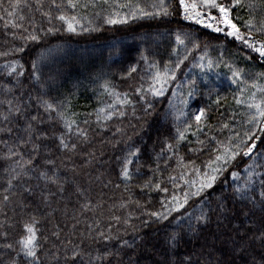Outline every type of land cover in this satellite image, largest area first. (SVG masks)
<instances>
[{
    "label": "trees",
    "instance_id": "obj_1",
    "mask_svg": "<svg viewBox=\"0 0 264 264\" xmlns=\"http://www.w3.org/2000/svg\"><path fill=\"white\" fill-rule=\"evenodd\" d=\"M85 2L91 0H81L82 4ZM125 2L119 0V3ZM223 2L229 3V0ZM16 3L17 0H0V53H9L0 55V65L13 60L24 64V75L19 81L15 74L7 76L0 71V101L11 100L13 109L20 108L19 113L13 110L10 114L8 105L0 103V130H11L0 131V193L6 187L7 168L29 158L33 163L26 165V175L13 181L15 195L0 209V225H3L0 231L8 232V242H14L22 223L35 216L39 221L42 256L48 253L45 264H64V249H71L75 244L93 256L97 255L96 249L100 253L110 251L112 255L107 256L104 264H264V209L258 201L253 204L234 195V188L244 183L247 176L244 169L252 159L264 165V158L256 156L257 152L264 151V133L247 123L246 107L234 101V95L246 99L250 91H255L250 88L251 78L264 73V57L244 42L227 36L228 28L222 25L224 31L215 32L188 21L178 0H131L146 11L158 14L135 20L129 16L124 24H108L106 19L110 15L117 18L116 12L125 16L128 8L109 7L102 0H94L92 6L69 10L80 21L75 32H69L67 25L59 20L48 22L44 12L51 10L53 16L57 15L55 8L50 9V0H42V7L37 0H20L19 8L10 7ZM250 4L255 7H249ZM162 8H167L170 14L164 15ZM5 10L16 15L8 17ZM199 10L219 15L216 9L201 6ZM19 16L24 20H19ZM231 17L246 39L257 45L264 43V33L256 30L264 22L261 0H243L241 7L232 9ZM10 19L23 28L12 29L11 25L5 28V21ZM250 19L256 25L251 31L245 26ZM49 27L58 31L47 33ZM23 29L29 32L35 29L41 39L29 42L24 53H14L11 50L24 43L18 38L27 34ZM177 36L185 39V44H180ZM150 37L157 41L150 43ZM186 37L193 43H188ZM41 54L37 81L32 76L31 63ZM142 55L147 59H141ZM180 60L183 63L175 70L176 79L168 80L163 95H152L148 89L154 83L155 73L158 70L163 73L166 67L173 69ZM208 60L214 62L211 70L198 67L200 63L206 65ZM226 65L243 70L248 85L233 83L232 71ZM130 66H136L137 71L128 77ZM192 80L196 81L197 90L189 96ZM105 82L109 91L102 87ZM259 83L264 84V79ZM140 86L144 92L138 95L135 89ZM5 88L12 91L6 93ZM240 88L245 89L243 94ZM113 91L120 94L121 100L124 93L128 94L135 105V114L132 105L120 104ZM218 95L224 98L219 106L214 102ZM43 101L54 105L65 102L66 113L77 114L71 118L87 131L88 139L78 137L73 131L66 139L69 147L60 146L57 137L65 131L63 122L55 112L50 118ZM146 102L152 108H147ZM109 105L115 107L109 108ZM101 108L105 113H101L98 121L97 110ZM201 108L207 112L206 126L197 132L194 114ZM121 110L125 116L103 119L107 112ZM5 115L8 120H4ZM33 116L38 120L33 121ZM186 120L194 125L186 132L187 139L179 143L175 154L165 148L158 160L160 167L154 179L169 191H141L139 185L152 175L149 169L156 168L164 141L174 143L172 138L177 127L183 130ZM29 124L31 130H26ZM225 124L228 127H223ZM117 128L122 132H117ZM246 133L259 137L250 141L257 144L253 157L238 156L205 196L189 200L187 212L184 209L173 212L169 221L183 214L185 226L179 243L171 248L167 237L176 230L175 222L155 223L145 213L159 210L160 202H170L173 194L182 197L184 191L190 188L194 191L190 182L198 181L203 173L209 172L207 165L215 156L225 147H234ZM72 144L76 147L72 148ZM34 145L38 147L36 153ZM132 145L141 149L139 163L143 175L129 182L124 181L120 170L122 158ZM9 149L21 153L22 157L13 155L6 159ZM49 160L53 163H47ZM232 171L240 173L239 180L233 181ZM257 171H264V167ZM42 172L49 176L56 173V182L41 177ZM169 176L175 177V182ZM208 200L213 209L209 213L211 218L198 223L195 217L200 215V208L206 213L209 211ZM85 203L89 209L83 207ZM221 203L223 208L218 209ZM188 212L194 213L191 228ZM114 217H119V221ZM109 229L120 239L109 243L98 237V231L107 233ZM123 240L130 246H123ZM4 242L0 239V244ZM2 252L0 249V258H3ZM53 253L59 254V261L51 259ZM23 259L26 258H22V264Z\"/></svg>",
    "mask_w": 264,
    "mask_h": 264
},
{
    "label": "snow or ice",
    "instance_id": "obj_2",
    "mask_svg": "<svg viewBox=\"0 0 264 264\" xmlns=\"http://www.w3.org/2000/svg\"><path fill=\"white\" fill-rule=\"evenodd\" d=\"M179 7L184 10L185 19H194L197 24H203L206 28H212L215 32H222L224 31L220 25L226 26V28L230 29L227 31V36L233 37L236 40H240L244 42L249 48L254 49L256 52L260 54L261 57H264V43H260L259 46L257 44L250 42L246 39L245 35L241 32L240 27H238L237 23H235L231 17V11L235 7H241L243 5V0H229V3H224L223 0H199V3L196 0H178ZM37 3L40 7L43 6L42 0H37ZM94 0L91 2L81 3V0H50V9L55 8L57 11V15L53 16L51 10L46 11L43 15L47 18L48 22L51 24L52 21L59 20L67 25V30L69 32L76 31V25L80 23L78 17L76 15L69 14V10L75 11L81 7H89L92 6ZM104 5H108L109 7H116V8H128L129 13L125 16H121L119 12L114 13L115 17L109 16L106 19V23L108 24H124L128 22V17L130 16L133 20L137 18H147L157 15L158 13H152L146 11L144 8H141L139 5L131 3V0H127L125 3H119V0H112L109 3V0H102ZM261 3H264V0H261ZM20 0H17L15 5H10L13 8H19ZM28 6V5H25ZM201 6L204 9H216L218 10L219 15L214 16L211 12L205 13L200 11L199 9ZM155 8L156 5H153ZM249 7L254 8L255 6L250 4ZM164 15H169L167 8H162ZM5 14L8 17H14L16 15L15 12H8L5 10ZM205 16H207V21L205 20ZM2 19V17H0ZM19 20L23 21L24 17L19 16ZM11 25L12 29H21L23 25L17 23L15 20H8L5 21V28ZM245 26L249 29V31L256 29V25L253 24L252 20L246 22ZM95 30V29H92ZM262 33H264V22L260 24V27L256 29ZM26 35H19V39L24 43L21 44L18 48H13L11 51L14 53H24L26 47L29 42H38L41 37L36 34V30L29 32L27 29H23ZM58 31L54 27H49L47 29V33H53ZM46 33V34H47ZM16 32H13V36L16 37ZM177 41L180 44H185V39H181L180 36H177ZM188 43H193L191 38L186 37ZM196 46V45H194ZM0 55L7 56L9 55L8 52L0 53ZM43 58V54L38 57L37 60H33L31 63L32 69V76L39 81L40 80V61ZM141 59L146 60L147 57L142 55ZM187 59V56L184 57ZM204 60V57H201V61ZM183 63V60L177 61L173 67V69L165 68L164 72L161 73L159 70L155 73L153 77L154 83L149 86L148 91L151 92L154 96H161L164 93L165 85L167 84L168 80H175V70L179 68L180 64ZM156 65H153L155 67ZM214 66V62L212 60H208L207 64L200 63L198 67L200 68H207L211 70ZM229 67V70L232 71V82L237 85H248V79L245 78V73L241 69L233 70L231 65H226ZM24 64L20 62V60H13L7 62L3 65H0V71H3L7 76H12L15 74L17 77V81L19 78L24 75ZM137 71L136 66H130L127 71V76L131 77L133 73ZM264 79V73L254 74L251 78L250 88L255 89V91H250L249 95L246 99H241L234 95V101L238 105H244L247 109L245 113L247 115V123L252 124L255 127L260 128V131L264 133V84L259 83V80ZM190 83V89L188 92L189 96H192L195 91L197 90L196 81L192 80ZM159 85V87H157ZM102 87L105 91H109V85L105 82ZM4 91L11 92V88H5ZM245 91L244 88H240V93L243 94ZM135 92L139 95L144 92L143 86H140L135 89ZM257 93L260 95L257 96ZM113 95L117 97V100L120 104L123 105H132L133 114H135V105L132 104L130 98H128V94L124 93V99H119L120 94L116 92H112ZM224 98L220 97L219 95L215 99V104L219 106ZM0 103H6L8 105L9 113L15 110L19 113L20 108L17 106L13 109V102L11 100H4L0 101ZM147 103V102H146ZM43 106L45 112L49 113L51 118V113L55 112L56 116L59 118L60 121L63 122V127L65 129L57 138L59 139V145L68 148L69 144L66 143V139L70 137L73 131L76 132L77 136L83 138L84 140L88 139V134L85 129H81L77 124L75 119H72L71 116L77 115L76 113H72L71 116L66 113L65 102L61 101L57 104L50 103L48 101H43ZM114 105H109V108H114ZM147 108H152L151 103H147ZM101 113H105V109L101 108L97 110V120L101 119ZM183 115V113H181ZM126 113L121 110L119 112H107L104 116V120H110L113 116H125ZM207 117V112L204 108H201L198 113L194 114V121H195V128L197 132L201 131L205 125V120ZM33 121L38 120L37 116L31 117ZM4 120H8V116H4ZM85 124L88 123L87 120L84 121ZM193 124L185 121V127L183 130L177 127L176 129V136L172 139L174 143H170L167 140L164 141V146L160 150V153L157 155V163L155 169H149L152 173L147 179L143 180V183L139 185L140 190H148L151 192L153 190L167 193L169 190L167 187H162L161 182H158L154 179L156 176L157 170L159 169L160 165L158 163L159 157L164 154L165 148L169 152H173L175 154V149L179 145L180 142L185 141L187 139L186 132L193 128ZM31 124L28 125L26 130H31ZM223 127H228V125H223ZM0 131H11L10 129L7 130H0ZM117 132H122V129L117 128ZM195 135V133H193ZM31 139V138H30ZM255 139H259L256 137L255 133L252 134H245V138H241L235 146L225 147L221 154L216 155L214 161L207 165L210 169L209 172H205L202 174V177L196 182L192 183V186L195 188L194 191L191 188L188 191H184L182 197L173 194L171 196V201L168 203L160 202V209L154 211H148L145 214L149 217V220L155 223L169 221V218L172 217L173 212L180 213L182 209L187 212L186 206L189 204V200L192 197H203L207 193L208 190L212 189L214 185L217 183L218 177L223 174L229 166L232 164L233 161L237 159L238 156L244 157H253L254 151L257 149V144L255 142L250 143ZM203 144V141H199ZM76 145L72 144V148H75ZM38 151L37 146H33V152L36 153ZM217 151H220L219 149ZM141 153V149L137 146H129L127 154L122 158L121 161V170L120 175L123 177L124 181H133L134 179L142 178L141 173V164L139 163V156ZM13 155L21 156V153L13 152L12 149H9V155L7 158H10ZM256 156L264 158V151H260L256 153ZM171 159V157H168ZM182 161V157L178 158ZM33 161L29 158L28 161L24 162L22 160L16 161L14 166H10L6 169L7 177L4 181L6 187L3 189V193H0V209L3 208L7 203L11 201L13 195H15L14 189L16 185L13 181H18L22 175L27 174L26 165H32ZM47 163L52 164L53 161L49 160ZM132 166V167H130ZM134 167V171H133ZM264 167V165L260 164L257 159L253 158L252 163L248 165L244 171L247 173L246 179L242 185H238L234 188V195L238 196L242 200H249L255 204L257 201L259 202L262 209H264V171H257V169ZM197 175H200L199 169L195 170ZM233 181H237L240 178V173L236 171H232L230 173ZM40 176L44 179L51 181L52 183L56 182V173H53L52 176H49L47 172L40 173ZM175 177L169 176V180L175 182ZM127 190V188H126ZM25 191H30V189H25ZM139 204V201L136 202ZM208 213L204 212L203 207L200 208V215L196 216V221L199 222H207L210 220L209 213L213 211L211 208V201L208 200ZM85 209H89V204L85 203L83 206ZM141 208L144 205H140ZM218 209L223 208V204L217 205ZM194 213L188 212L187 213V220H188V227L191 228V220L193 219ZM115 220L119 221V217H114ZM171 222H175L176 230L173 231L168 237L167 242L171 246V248H175L176 245L179 243L180 239L182 238L181 232L185 226V218L183 214L180 216L179 219L174 218ZM144 223H148V221H144ZM39 221L36 219L35 216L31 217L30 220L24 221L21 225V231L18 234L17 239L14 242H8L9 234L7 231H0V239H3L5 242L0 244V249H3L2 257L0 258V264H45V259L48 258V253H41V245H40V238L38 236V228L37 225ZM0 228H3V225H0ZM98 228V225H97ZM58 235V233L56 234ZM98 237L105 242H111L116 239H120L118 236H113L111 230L106 233L105 231H98ZM93 240L96 237H92ZM71 244V241L68 242ZM123 246H130L127 240L122 241ZM71 252V255H68V252ZM97 255L93 256L91 252L86 251L85 249L81 248L80 244L72 245L71 249L65 248L64 249V264H104L107 256L112 255V253H100L99 249H96ZM52 260L59 261L60 256L58 253H53L51 255Z\"/></svg>",
    "mask_w": 264,
    "mask_h": 264
},
{
    "label": "rangeland",
    "instance_id": "obj_3",
    "mask_svg": "<svg viewBox=\"0 0 264 264\" xmlns=\"http://www.w3.org/2000/svg\"><path fill=\"white\" fill-rule=\"evenodd\" d=\"M185 14V13H184ZM205 20L207 21V16H205ZM188 21H190V22H196L194 19H188ZM201 25H203V24H201ZM212 29V28H211ZM157 41V39L156 38H154V37H150V39H149V42L150 43H155ZM257 46H259V45H257ZM84 61V60H83ZM81 84H83L82 83V81H81ZM84 85V84H83Z\"/></svg>",
    "mask_w": 264,
    "mask_h": 264
}]
</instances>
